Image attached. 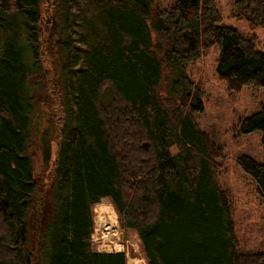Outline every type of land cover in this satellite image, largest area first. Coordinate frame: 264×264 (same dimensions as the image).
<instances>
[{
  "label": "trees",
  "instance_id": "obj_1",
  "mask_svg": "<svg viewBox=\"0 0 264 264\" xmlns=\"http://www.w3.org/2000/svg\"><path fill=\"white\" fill-rule=\"evenodd\" d=\"M51 5L45 20L41 0H0V264H127L124 252L93 248V207L103 198L136 232L147 264H264V250H238L217 180L224 147L199 127L203 95L188 76L217 45L216 71L230 91L264 87L255 37L221 24L217 0ZM232 15L264 27V0H234ZM42 54L61 70L63 111L60 125L48 118L36 136L31 78L44 79ZM237 128L259 131L264 148V104ZM53 136L43 188L30 149L49 166ZM238 164L264 197V158L244 154Z\"/></svg>",
  "mask_w": 264,
  "mask_h": 264
},
{
  "label": "rangeland",
  "instance_id": "obj_2",
  "mask_svg": "<svg viewBox=\"0 0 264 264\" xmlns=\"http://www.w3.org/2000/svg\"><path fill=\"white\" fill-rule=\"evenodd\" d=\"M53 2L55 0H41L42 19L44 17L46 20L54 13L51 5ZM217 2L222 14L220 23L233 26L241 33L255 37L257 49L264 51V27H253L247 21L235 18L232 15L234 0H217ZM161 3L168 7L172 5L173 0H161ZM219 53V46L212 47L188 71L189 78L202 91L205 106L204 111L195 118L199 127L205 130L216 144L224 147V156L217 159L220 166L217 180L219 186L226 190L230 197L238 250L242 253L257 252L264 250V197L259 193L254 178L245 173L238 164V157L246 154L262 161L264 148L259 131L242 134L237 127L244 117L258 111L264 104V87L246 86L240 91H230L225 80L221 79L216 71ZM48 56L42 54L44 79L38 81L35 76L31 78L34 82L32 90L35 95V113L31 130L36 132V136L48 126V118L55 123L58 121L60 125V116H62L60 113L63 111L61 102L64 82L61 78V70L46 59ZM163 74L166 75L165 70ZM167 89V84L162 80L160 91L163 98L168 96ZM47 94L51 103L49 108L40 102L46 101ZM53 138L52 162L47 167L43 164L38 150L30 149L34 154V173L39 177L42 186H45L43 188L49 185L52 164L56 157L58 136ZM172 151L176 152V149L173 148ZM93 219L92 244L95 250L124 252L127 264H147L136 232L120 226L117 212L109 198H103L94 205ZM33 250L34 248L31 251L35 252ZM32 261L37 264L35 258Z\"/></svg>",
  "mask_w": 264,
  "mask_h": 264
}]
</instances>
